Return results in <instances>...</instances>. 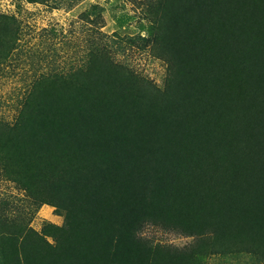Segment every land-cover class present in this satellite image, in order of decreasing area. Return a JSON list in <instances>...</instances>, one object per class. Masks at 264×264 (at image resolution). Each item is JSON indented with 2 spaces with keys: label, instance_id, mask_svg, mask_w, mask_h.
<instances>
[{
  "label": "trees",
  "instance_id": "obj_1",
  "mask_svg": "<svg viewBox=\"0 0 264 264\" xmlns=\"http://www.w3.org/2000/svg\"><path fill=\"white\" fill-rule=\"evenodd\" d=\"M147 3L152 26L135 43L167 63L163 84L102 38L0 118V172L29 200L16 215L0 206V264H264V0ZM16 21L0 13V70ZM44 204L61 225H30ZM148 225L191 240L155 243Z\"/></svg>",
  "mask_w": 264,
  "mask_h": 264
},
{
  "label": "rangeland",
  "instance_id": "obj_2",
  "mask_svg": "<svg viewBox=\"0 0 264 264\" xmlns=\"http://www.w3.org/2000/svg\"><path fill=\"white\" fill-rule=\"evenodd\" d=\"M148 0H82L71 9H52L50 5L27 0H0V13L14 16L20 25L17 49L0 70V118L13 122L20 110L22 99L32 82L55 67L70 69L83 65L93 46L102 38L114 37L127 47L124 58L142 75L163 84L167 63L142 49L139 40L151 29L153 17L146 11ZM147 13V14H146ZM111 39V38H110ZM109 39V40H110ZM8 201L9 204H6ZM0 206L6 213L16 215L29 208L23 190L7 181L0 172ZM64 217L56 208L44 204L30 225L41 230L45 222L57 225ZM142 234L155 243L183 246L191 238L174 231L148 225ZM206 264H255L248 254L208 258Z\"/></svg>",
  "mask_w": 264,
  "mask_h": 264
}]
</instances>
